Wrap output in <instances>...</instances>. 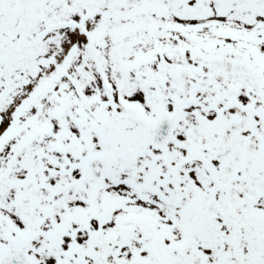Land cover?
I'll return each mask as SVG.
<instances>
[{
    "label": "snow or ice",
    "instance_id": "6c2138e0",
    "mask_svg": "<svg viewBox=\"0 0 264 264\" xmlns=\"http://www.w3.org/2000/svg\"><path fill=\"white\" fill-rule=\"evenodd\" d=\"M0 264H264V0H0Z\"/></svg>",
    "mask_w": 264,
    "mask_h": 264
}]
</instances>
